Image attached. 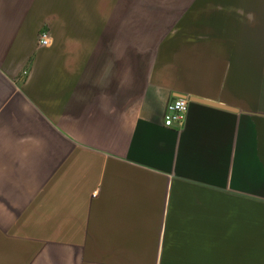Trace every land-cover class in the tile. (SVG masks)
<instances>
[{
    "label": "crops",
    "instance_id": "crops-1",
    "mask_svg": "<svg viewBox=\"0 0 264 264\" xmlns=\"http://www.w3.org/2000/svg\"><path fill=\"white\" fill-rule=\"evenodd\" d=\"M0 264H264V0H0Z\"/></svg>",
    "mask_w": 264,
    "mask_h": 264
},
{
    "label": "built area",
    "instance_id": "built-area-1",
    "mask_svg": "<svg viewBox=\"0 0 264 264\" xmlns=\"http://www.w3.org/2000/svg\"><path fill=\"white\" fill-rule=\"evenodd\" d=\"M40 45L50 44V35L48 31L41 32L39 38ZM189 96L180 95L172 98L166 104L163 114V124L167 127H182L189 107Z\"/></svg>",
    "mask_w": 264,
    "mask_h": 264
},
{
    "label": "water",
    "instance_id": "water-1",
    "mask_svg": "<svg viewBox=\"0 0 264 264\" xmlns=\"http://www.w3.org/2000/svg\"><path fill=\"white\" fill-rule=\"evenodd\" d=\"M189 99H190V101H201V102H204V103H209V104H213V105H219V106H221L223 108H226V109H231V110L234 109V107L226 105L224 103H217V102L209 101V100H206V99H200V98H197V97H189Z\"/></svg>",
    "mask_w": 264,
    "mask_h": 264
}]
</instances>
